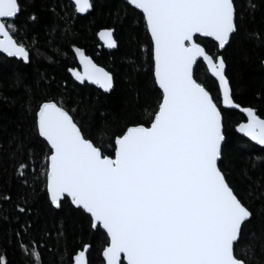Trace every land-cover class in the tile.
<instances>
[{
  "label": "snow or ice",
  "instance_id": "6c2138e0",
  "mask_svg": "<svg viewBox=\"0 0 264 264\" xmlns=\"http://www.w3.org/2000/svg\"><path fill=\"white\" fill-rule=\"evenodd\" d=\"M122 3L125 15L136 16L144 28L146 60L137 56L132 67L147 66L157 89L156 106L142 121L116 131L100 125L97 134L91 123L76 119L78 108L69 109L63 95L33 103L28 90L22 109L31 116L29 131L13 136L6 150L0 146L9 161L0 168L5 174L0 219L11 213L18 222L13 238L22 264H43L41 249H67L69 235L76 232L67 215L78 218L81 231L73 235L74 251H65L60 264H261L255 253L259 247L264 254V226L254 229L251 203L257 192L264 200V177L254 181L245 170L249 193L242 198L221 167L229 109L246 118L234 129L247 138L240 147L252 142L264 149V118L235 100L226 73L223 51L241 36L243 13L237 0ZM255 7L249 4L250 10ZM92 8V0H61L52 6L64 21L60 41H48L53 51H60L54 44L73 35L75 20ZM20 13L19 0H0V55L29 65L42 53L35 48L36 35L25 42L22 33L28 26H18ZM30 19L39 21L34 14ZM58 27L53 25L47 35ZM113 33L112 28L98 33L109 50L118 47ZM66 43L64 54L71 59L67 79L74 87L114 90L112 73L70 39ZM201 69L214 78L211 90L197 78ZM38 199L45 208L43 223L33 208ZM53 217L60 218L49 223ZM94 244L99 245L98 260L89 259ZM0 264H6L3 255Z\"/></svg>",
  "mask_w": 264,
  "mask_h": 264
},
{
  "label": "trees",
  "instance_id": "16d2710c",
  "mask_svg": "<svg viewBox=\"0 0 264 264\" xmlns=\"http://www.w3.org/2000/svg\"><path fill=\"white\" fill-rule=\"evenodd\" d=\"M21 13L17 18L20 27L28 26V31L22 33L27 36L26 43L33 35L37 36L38 43L35 48L42 53L39 57L33 56V62L24 65L13 59L0 55V146L8 148V141L13 136H23L31 126V116L24 115L22 106L28 99V90H31L33 103L45 96L63 95L69 109L78 108L75 113L78 121L91 123L94 130L98 126L107 125L116 131L125 123H131L146 118L147 112H151L156 106L157 89L153 87L152 80L147 74V66L137 71L132 67L137 56L140 62L146 60L142 52L145 41L142 22L137 17L125 15L122 0H92L93 8L84 16L75 20L73 35L66 37L65 42L54 44L60 51H53V45L49 39L59 42L60 33L64 28V21L60 20L52 12L53 5H59L61 0H19ZM64 3L66 1L64 0ZM256 5L250 10L249 4ZM237 10L242 12L241 36L237 43L227 47L223 51L226 62V73L230 79L235 100L245 107H253L257 114L264 118V0H237ZM61 15V8L56 9ZM70 11V9H69ZM35 15L39 18L34 23L30 17ZM119 17V18H117ZM53 25H59L53 36L47 35ZM114 29V39L118 47L112 51L104 49L98 33L99 31ZM248 34H256L249 37ZM70 39L75 45L82 47L93 61L114 77V90L108 94L102 93L96 87H74L73 82L68 80L69 74L66 69L71 64L70 56L65 57L64 49L66 41ZM35 51V49H30ZM50 57L51 59H48ZM41 76L44 78L41 79ZM210 90L213 88L212 80L208 79L205 70L201 69L198 77ZM19 81V84H17ZM215 97L216 92L213 90ZM230 114L225 118V131L227 142L225 145L224 158L221 167L225 171L229 182L237 193L245 198L249 193V181L243 176L248 170L252 180L258 181L264 177V162L258 157H264V149L249 145L240 147L242 138L235 133V126L245 121L244 116L233 110H227ZM103 114V115H101ZM246 140V139H244ZM255 165V167H253ZM9 166L7 152L0 150V168ZM0 172V179L4 178ZM264 182V181H261ZM251 210L253 212V226L259 232L264 226V200L259 198V193H254ZM33 208L40 213L38 223L45 219V208L39 199ZM9 219H0V255L6 259V264H22L23 257L16 247L13 231L18 222L11 218V213H6ZM66 214L61 213V216ZM53 217L49 223L58 220ZM67 224L75 227L76 232L68 237V247L61 248L59 252L53 246L51 251L41 249L43 264H60V256L71 255L74 251L76 240L81 225L78 218L67 215ZM90 239V237H85ZM99 245L94 244L90 250L89 259L98 260ZM256 260L264 264V254L259 247L256 248Z\"/></svg>",
  "mask_w": 264,
  "mask_h": 264
},
{
  "label": "water",
  "instance_id": "95a60500",
  "mask_svg": "<svg viewBox=\"0 0 264 264\" xmlns=\"http://www.w3.org/2000/svg\"><path fill=\"white\" fill-rule=\"evenodd\" d=\"M66 1V0H65ZM91 11V10H90ZM89 11V12H90ZM88 12V13H89ZM87 13H85V14H80L79 16H84V15H86ZM101 41V40H100ZM101 43L103 44V41H101ZM104 49H106V50H108V51H112V50H114V49H111V50H109V49H107V48H105L104 47ZM8 59H10V58H8ZM262 66H263V68H264V62L262 63ZM210 75V74H209ZM212 79H214V78H212ZM91 86V85H90ZM93 87H95V86H93ZM98 90H100V89H98ZM102 93H103V91L102 90H100ZM111 92V91H110ZM104 94H108V93H104ZM229 110H231V109H229ZM233 111H237V112H239L238 110H233ZM240 113V112H239ZM242 114V113H241ZM243 116H244V114H242ZM245 118V117H244ZM246 119V118H245ZM238 135H240L241 136V134H239L238 133ZM244 139H247V138H244ZM250 143H252V142H250ZM254 145V144H253ZM256 146V145H255ZM256 147H259V148H261L260 146H256Z\"/></svg>",
  "mask_w": 264,
  "mask_h": 264
},
{
  "label": "flooded vegetation",
  "instance_id": "af4514ba",
  "mask_svg": "<svg viewBox=\"0 0 264 264\" xmlns=\"http://www.w3.org/2000/svg\"><path fill=\"white\" fill-rule=\"evenodd\" d=\"M243 122H245V121H243Z\"/></svg>",
  "mask_w": 264,
  "mask_h": 264
}]
</instances>
